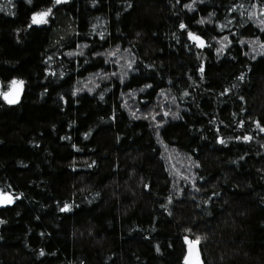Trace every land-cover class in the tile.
Masks as SVG:
<instances>
[{"label": "trees", "instance_id": "16d2710c", "mask_svg": "<svg viewBox=\"0 0 264 264\" xmlns=\"http://www.w3.org/2000/svg\"><path fill=\"white\" fill-rule=\"evenodd\" d=\"M190 3L0 0V264H264V0Z\"/></svg>", "mask_w": 264, "mask_h": 264}, {"label": "snow or ice", "instance_id": "6c2138e0", "mask_svg": "<svg viewBox=\"0 0 264 264\" xmlns=\"http://www.w3.org/2000/svg\"><path fill=\"white\" fill-rule=\"evenodd\" d=\"M12 0H8V3H11ZM27 2L29 4L33 3V0H27ZM68 2V0H54V4L55 5H60V4H66ZM203 2V0H201V3ZM196 6V0H192V3L190 4H186L185 7L188 8L189 10H194ZM259 5H254V7H258ZM3 5H0V11L3 10ZM128 7H132V4L129 3ZM264 14V13H262ZM53 15V7H46L44 9L41 10H36L32 12L31 15V23H29L27 25L28 28H32L33 25H44V24H48L49 23V18ZM213 15H215L213 13ZM249 18L251 19L255 13H249ZM199 24H204L205 20L202 18L198 21ZM260 24L264 25V20H260ZM96 25H93V28H95ZM226 27V25H221V28ZM179 28L182 30H186V35L188 37V39L190 41L193 42V46L195 47H199V48H205L206 46V40L205 37L201 34H198L197 32H194L192 30L189 29V26L187 24H185L184 22H180L179 24ZM261 31H264V28H261ZM101 38H103V33H101ZM223 40H229V38L227 36H225L223 38ZM241 44L244 43L243 40L239 41ZM229 43H231V41L229 40ZM88 45L85 44L84 47H87ZM208 47H211V45H207ZM228 47V45L224 44L223 41H221V47L216 49V52L218 54L222 53L226 48ZM261 47L264 48V44H261ZM191 50V49H189ZM253 51H255V49H253ZM81 55H83V53H80ZM264 54V53H262ZM68 55H73V53H68ZM111 55H116L115 52L111 53ZM255 56H252V59H255ZM49 59H51V57H49ZM135 63V61H130L127 65L128 68H132L133 64ZM135 70V69H133ZM199 72L201 73V75L203 76L204 72H205V68L203 66L199 67ZM53 75H55V73H53ZM239 81H244L245 80V74L241 73L240 76L238 77ZM24 81L21 79H12L11 81H9V85L7 87V90H4V86L2 84V82H0V97L3 98L4 101L7 102V104L9 105H14L17 104L20 100V95L21 92L23 91V85H24ZM146 87H151V85H147ZM235 87V85L233 86ZM91 91V89H89ZM81 91V89H77V92ZM143 91V89L141 90ZM76 93H73V95H75ZM187 95V93H185ZM101 99H103V94H101ZM240 99L243 100L244 97L240 96ZM165 115H168V113H165ZM174 116L178 115V114H173ZM153 119H155V117H153ZM256 127L261 131L264 132V124H261V122L259 120L254 121ZM241 126L243 127V121H241ZM158 134V133H157ZM89 134L85 133V138H87ZM66 139L68 137H65ZM235 139L237 140H245V141H250L253 139L252 136L249 135H244V136H237L235 137ZM220 143L224 144L226 143V141L223 138H220ZM73 147H75V145H73ZM242 159V158H241ZM95 163V162H93ZM198 163V162H197ZM91 166V165H89ZM200 179H203V177H200ZM9 187H11V185H9ZM145 187H148V185H145ZM192 187L196 188L197 191H199L200 189L197 187L195 181H193L192 183ZM213 195H216V193H214ZM20 196H23V193H20ZM16 199H18V197L14 196L11 192L9 191H5L4 189L0 188V205H12L16 202ZM169 203L173 202V197L169 196L168 198ZM73 204H69V203H64L63 206L60 208V211L62 212H71L73 209ZM162 207H167L166 205H162ZM169 215H171V212H169ZM4 221H0V223H3ZM187 232H192V229H186ZM186 243H187V251L186 254L184 255V264H204L203 258H202V254L200 252V249L198 247L199 243L203 240L206 239V237H201V236H195L194 238H189L188 236L184 237ZM159 247H157V251H159ZM41 256H43L45 253L43 251V249H41L40 253Z\"/></svg>", "mask_w": 264, "mask_h": 264}, {"label": "rangeland", "instance_id": "374dc122", "mask_svg": "<svg viewBox=\"0 0 264 264\" xmlns=\"http://www.w3.org/2000/svg\"><path fill=\"white\" fill-rule=\"evenodd\" d=\"M251 49L253 50V49H256L257 50V47L256 46H254L253 44L251 45ZM99 76V75H98ZM98 78V77H97Z\"/></svg>", "mask_w": 264, "mask_h": 264}, {"label": "water", "instance_id": "95a60500", "mask_svg": "<svg viewBox=\"0 0 264 264\" xmlns=\"http://www.w3.org/2000/svg\"><path fill=\"white\" fill-rule=\"evenodd\" d=\"M21 94H22V92H21ZM20 98H21V95H20ZM3 99V98H2ZM5 103H7L6 101H4ZM1 206V205H0ZM186 242V241H185ZM188 247V246H187ZM187 251V250H186Z\"/></svg>", "mask_w": 264, "mask_h": 264}]
</instances>
